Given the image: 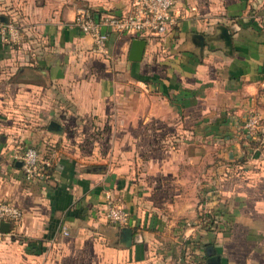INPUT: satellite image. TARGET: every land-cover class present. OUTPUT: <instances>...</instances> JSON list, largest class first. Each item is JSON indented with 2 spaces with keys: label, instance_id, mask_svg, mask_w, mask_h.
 <instances>
[{
  "label": "crops",
  "instance_id": "1",
  "mask_svg": "<svg viewBox=\"0 0 264 264\" xmlns=\"http://www.w3.org/2000/svg\"><path fill=\"white\" fill-rule=\"evenodd\" d=\"M131 1L0 0L24 31L0 37V201L23 211L0 264H264V142L243 126L264 119V0H176L171 31H110L95 51L76 9ZM28 145L50 163L33 180L16 158ZM108 198L129 211V245Z\"/></svg>",
  "mask_w": 264,
  "mask_h": 264
},
{
  "label": "built area",
  "instance_id": "2",
  "mask_svg": "<svg viewBox=\"0 0 264 264\" xmlns=\"http://www.w3.org/2000/svg\"><path fill=\"white\" fill-rule=\"evenodd\" d=\"M176 0H132L129 11L116 14L106 11L94 15L93 11L80 6L76 9L74 22L84 32L89 33L93 39L94 50L103 51L110 31L120 33L134 32L152 35H164L171 31L178 23V15L174 11ZM0 37L11 44H20L23 40L21 27L13 20L7 22L0 20ZM244 129L249 133H257L264 142V119L256 111H251L244 121ZM21 161L23 175L27 180H33L44 173V166L40 152L33 145L26 146L16 155ZM23 211L20 206L7 201H0V224L2 221L10 223L7 232L0 230V240L6 234H12L22 218ZM105 216L109 223L122 227L129 224V211L119 202L111 198L107 200ZM68 233L67 230L64 231ZM174 264H186L179 257Z\"/></svg>",
  "mask_w": 264,
  "mask_h": 264
},
{
  "label": "water",
  "instance_id": "3",
  "mask_svg": "<svg viewBox=\"0 0 264 264\" xmlns=\"http://www.w3.org/2000/svg\"><path fill=\"white\" fill-rule=\"evenodd\" d=\"M0 20H2L3 22H7L8 18L6 15H0ZM218 28L221 29V32L224 38L226 39L227 44H230V34L228 32V28L225 27L224 25H219ZM145 45H146L145 38L135 37L132 39V43L128 55L129 66L131 61L139 60L142 58ZM48 129L57 133H61L63 130V126L58 121L51 120L48 124ZM18 163L21 164V161L19 160ZM119 228H120L119 229L120 242L124 243L125 245L131 244L133 238V228L128 225ZM9 229H10V223L8 221H2L0 224V230L7 232ZM209 264H214V263L209 262Z\"/></svg>",
  "mask_w": 264,
  "mask_h": 264
},
{
  "label": "trees",
  "instance_id": "4",
  "mask_svg": "<svg viewBox=\"0 0 264 264\" xmlns=\"http://www.w3.org/2000/svg\"><path fill=\"white\" fill-rule=\"evenodd\" d=\"M9 19L15 21L21 27V30L24 34L22 25L20 23H18V21L14 17H10ZM149 35H152V34H149ZM155 36H159V35H155ZM216 210H217V208L214 206L202 208L201 212H199V214H198L199 224L202 227L209 228V229L216 226L217 225V219L215 217Z\"/></svg>",
  "mask_w": 264,
  "mask_h": 264
}]
</instances>
